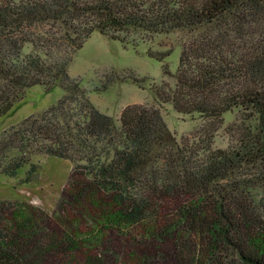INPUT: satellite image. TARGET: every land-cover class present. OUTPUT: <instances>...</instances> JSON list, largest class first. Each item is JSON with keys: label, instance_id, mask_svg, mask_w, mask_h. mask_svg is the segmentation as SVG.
<instances>
[{"label": "trees", "instance_id": "obj_1", "mask_svg": "<svg viewBox=\"0 0 264 264\" xmlns=\"http://www.w3.org/2000/svg\"><path fill=\"white\" fill-rule=\"evenodd\" d=\"M261 15L264 0H0V117L34 85L65 90L4 131L2 153L17 156L2 173L15 177L35 154L72 163L53 210L0 199V264H264V197L255 196L264 182L240 175L264 165V44L242 55L227 40ZM131 30L213 32L209 55L183 50L176 92L157 91L159 103L206 120L238 111L254 138L199 163L159 108L128 105L119 119L100 111L69 67L95 31L119 40ZM158 158L173 177L149 179Z\"/></svg>", "mask_w": 264, "mask_h": 264}, {"label": "rangeland", "instance_id": "obj_2", "mask_svg": "<svg viewBox=\"0 0 264 264\" xmlns=\"http://www.w3.org/2000/svg\"><path fill=\"white\" fill-rule=\"evenodd\" d=\"M243 25L247 33L244 38L233 32L230 34L231 41L230 38L227 40L230 44L236 43L234 49L240 54L248 55L246 50L249 47L260 41L264 44V15L246 20ZM210 34L213 32L199 35L177 31L149 33L131 30L122 33L121 39L117 40L95 31L76 52L69 74L80 80L100 111L116 119H119L123 108L128 105L146 104L159 108L171 134L176 138L174 141L184 146L187 155L194 156L189 160L200 163L207 159L210 151L224 149L234 153L242 149L254 138L255 131V123L238 111L226 112L219 119L206 120L196 114L183 115L170 102L159 103L157 91L163 97L176 92V74L183 50L189 51L190 55L198 52L209 55L213 51L209 43L211 38L207 39ZM64 94L65 90L61 86L47 90L43 85H34L27 89L22 101L8 114L0 117V138L6 129L47 109ZM16 154V151L10 149L5 156L0 149V199L28 201L49 211L53 210L69 177L71 161L35 154L28 164L18 170L15 177L2 173L4 168L11 165V159ZM187 155H183L186 160ZM32 163L36 164V168L30 172ZM167 163V158L153 161L147 170L149 179L157 177L165 181L173 177L174 169L169 170ZM183 163L184 159L181 161ZM240 175L257 176L264 182V165L246 164ZM255 194L259 201H263L264 188L255 190Z\"/></svg>", "mask_w": 264, "mask_h": 264}]
</instances>
